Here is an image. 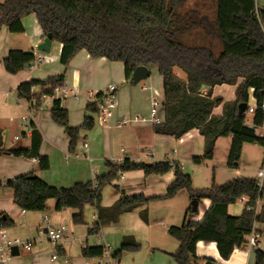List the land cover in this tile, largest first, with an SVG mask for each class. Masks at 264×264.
I'll return each mask as SVG.
<instances>
[{
  "label": "trees",
  "instance_id": "obj_1",
  "mask_svg": "<svg viewBox=\"0 0 264 264\" xmlns=\"http://www.w3.org/2000/svg\"><path fill=\"white\" fill-rule=\"evenodd\" d=\"M0 0V28L12 34L24 33L23 19L35 15L44 39L51 35L53 42L62 45L60 63L64 70L82 51L93 59L104 58L122 63L126 81L133 84L136 68L156 67L163 78L165 120L154 124L156 135L182 139L197 130L204 138V153L194 157L193 163L201 165L211 161L219 139L231 138L232 145L227 165L239 167L245 145L264 148V137L257 131L264 124V10H257L256 0H212L216 6L215 18L210 17L209 0ZM219 47V52L216 49ZM36 56L23 51H11L1 63L5 71L16 75L34 63ZM176 71L184 74L181 78ZM65 76L50 77L45 81L30 80L17 88L18 97L36 104V113L43 105L44 96L53 95L65 85ZM235 87V100L225 101L215 97L217 86ZM206 86V90L202 87ZM40 88L37 92L36 89ZM251 97L256 101L254 113L248 116ZM246 104V111L239 113V106ZM222 107V114H214ZM89 114L98 112V105L88 103ZM51 117L55 124L65 128L70 140V151L76 149L81 130L95 127L93 117H86L81 127L69 125V113L54 101ZM31 147L4 148L0 129V157L36 159L41 171L51 167L47 156L41 155L43 137L33 121L30 124ZM108 173L95 181L77 183L71 188H55L35 173L21 175L4 185L13 190L14 204L27 213H43L49 200H54L55 211L74 209L75 225H86L84 209H96L97 219L88 229V236L98 235L102 228L117 224L125 214L146 207L156 200H169L180 191L188 192L191 202L209 200L211 206L200 221L194 218L182 227L171 226L170 237L179 243L172 257L176 264H196L197 245L214 243L220 257L227 261L235 250L246 249V237L256 224L264 225V187L257 179L237 178L224 185H213L196 190L193 180L181 164L168 160L155 163H138L126 158L122 164L106 161ZM143 171L146 177L163 176L170 172L174 181L164 196L147 198L142 194L125 195L111 207H103V190L121 174ZM0 182V186H1ZM116 192L122 193L118 186ZM242 197L248 198L239 216L227 210ZM261 205L255 212L256 202ZM192 214L191 206L187 218ZM141 219L148 224V211L141 212ZM14 221L5 213L0 214V229H10ZM141 245L132 236L122 240L113 258L120 262L125 253H138ZM101 246H86L82 256L99 259L106 254ZM58 254L64 257L62 248ZM256 264H264V251L255 250ZM209 261H211L209 259Z\"/></svg>",
  "mask_w": 264,
  "mask_h": 264
},
{
  "label": "crops",
  "instance_id": "obj_2",
  "mask_svg": "<svg viewBox=\"0 0 264 264\" xmlns=\"http://www.w3.org/2000/svg\"><path fill=\"white\" fill-rule=\"evenodd\" d=\"M190 4H192L190 2ZM257 10H264L259 8ZM24 33L12 34L6 27L0 30V129L3 133L5 149L21 147L29 149L31 147V121L43 137L41 155L47 156L51 167L48 171H41L36 159L18 158L11 155L0 157V214H7L15 225L6 229V233L13 238L35 243L34 249L29 252L20 251V255L27 257L24 260L12 261L13 264H98L97 259H86L82 256V249L86 246H101L106 249L110 258L113 253L120 249L122 240L126 236H132L141 245L138 253H125L119 264H176L172 254L176 252L179 243L170 242L167 238L168 229L171 226L182 227L187 221V212L191 206V198L187 191H180L174 198L169 200H156L150 202L146 207L125 214L121 219L133 221L138 235L117 234L115 237L111 233L115 232L116 225L111 224L102 228L95 239L90 243L88 229L95 223L96 209L86 206L84 214L89 218L86 227L75 225L72 217L76 213L74 209H65L61 212L55 211V201L49 200L47 209L43 213L23 212L14 204L13 190L4 184L7 181L28 174L35 173L48 185L55 188H71L77 183L93 182L97 177L108 173L106 161L119 163L126 158L138 163H155L168 160L181 164L183 171L190 175L193 180V187L196 190L208 189L213 183L224 185L237 178L257 179V173L264 167V148L257 145H245L242 158L237 169L228 167V155L232 145L231 138L219 139L215 149L213 160L201 165L193 163L194 157H200L204 153V138L197 130L191 131L180 140L171 137L156 135L153 132V122L135 121V119H148L150 117L151 104L153 100H158L160 108L158 118L160 123L165 120L163 104L165 101L163 78L159 75L155 82H149L144 87L138 89L139 84H131L126 81L124 65L123 73L119 78H115L114 69L116 64L104 58L93 59L86 51L80 52L70 63L65 74V85L72 90L81 92L78 98L70 96L63 103V107L69 113V125L71 127H81L86 117L94 115L87 113L86 105L89 103L87 92H101L110 85L118 87V106L114 112L110 127H102L95 124L91 131L81 130L75 151H70V140L65 128L53 122L51 117L52 106L43 107L31 120V105L20 100L17 93L18 86L30 80L45 81L50 77L59 76L64 72V67L60 63L62 45L52 43L51 52L47 56L51 60L44 62L42 68L36 69V65L27 68L16 75L7 73L1 61L8 56L11 51H23L38 55V46L44 40L43 31L35 15L23 19ZM151 70V76H152ZM149 79V78H148ZM147 79V80H148ZM116 80V81H115ZM122 87H120V86ZM37 92L40 88L36 89ZM214 96L222 97L225 101L235 100V87L223 85L217 86L213 90ZM17 101V103H16ZM255 99L251 97V105H255ZM23 110V116L19 123L22 129L20 134L13 136L9 142V126L14 122L15 112ZM49 109V110H48ZM214 114H222V107L215 109ZM5 115L9 117L8 125L1 124ZM28 118L25 122L23 119ZM123 121H129L125 126H119ZM259 130H264V124ZM264 137L263 132L259 133ZM86 145V146H85ZM172 172L163 176L146 177L143 171H133L121 174L119 178L103 190V207H111L118 201L122 194L137 195L142 194L147 198L164 196L168 186L174 181ZM118 186L122 193L116 192ZM264 187V178H263ZM246 201L238 200L228 207L227 212L233 216H239L245 206ZM211 206L209 200L199 202L198 215L194 218L200 221ZM153 208L164 211V217L154 224L149 223L146 228L142 226L139 213ZM92 214V216H91ZM65 226L67 237L56 244V248H62L64 257L59 256L58 261H53L51 254L46 262L43 261L42 250L49 240L43 238L39 231L49 227ZM161 227V232L157 230ZM255 230L260 234L257 249L264 251L261 246L264 225L256 224ZM37 233V234H36ZM165 233V234H162ZM76 235L77 237H75ZM74 237V238H71ZM114 246V247H113ZM40 247V248H39ZM38 248V249H37ZM35 250V251H34ZM106 252V253H107ZM108 256V255H107ZM197 256L199 260L196 264H256L255 250L238 249L235 250L229 260H223L214 243L200 242L197 245ZM18 257V256H16ZM209 259L211 261H209ZM112 260H108L110 264Z\"/></svg>",
  "mask_w": 264,
  "mask_h": 264
},
{
  "label": "built area",
  "instance_id": "obj_3",
  "mask_svg": "<svg viewBox=\"0 0 264 264\" xmlns=\"http://www.w3.org/2000/svg\"><path fill=\"white\" fill-rule=\"evenodd\" d=\"M36 56V60L34 61V64L42 65L47 60H51L47 54L39 53ZM87 98L89 99V103H94L98 105V112L94 114V120L95 124H98L102 127H110L111 119L114 114V112L117 109L118 106V87L115 85H110L106 89H104L101 92H87ZM81 95V92L77 90H72L66 85L63 87H59L56 89L55 93L50 96H44L43 98V105L42 108L48 105H53L54 101L59 100L61 103V106H63V103L70 98V96H73L75 98H78ZM256 104V102H255ZM36 104H31V120L34 118L36 114L35 110ZM160 103L158 100H153L151 104V111H150V117L148 119H135V121H142V122H153L154 124H159L160 119L158 118V112L160 108ZM264 108V105H263ZM255 110V105H251V108L248 111V116L252 115ZM25 122L28 121V118L23 119ZM129 123V121H123L119 124V126H125ZM86 146V145H85ZM124 160H121L120 164H122ZM263 178H264V167L259 170L257 173V180L258 185L260 188L263 187ZM242 201L248 202V198L242 197ZM261 205V201L258 200L256 202L255 212H258V209ZM39 234L45 238L46 240H49L53 244H57L67 237V228L63 225L59 227H49L46 230L43 228L40 229ZM259 238L260 234L253 229L251 234H249L246 237V247L250 250H256L259 244ZM35 247V243L32 240L25 241L18 238H8L6 230L0 229V264H13L12 261L15 256H13V248H17L19 252L21 250L29 251L31 252ZM107 256V253L102 257L97 259L98 264H107L104 261V257ZM53 261H58L59 256L55 254L52 257ZM87 264H90L89 262ZM110 264H119L117 260L112 258V261Z\"/></svg>",
  "mask_w": 264,
  "mask_h": 264
},
{
  "label": "rangeland",
  "instance_id": "obj_4",
  "mask_svg": "<svg viewBox=\"0 0 264 264\" xmlns=\"http://www.w3.org/2000/svg\"><path fill=\"white\" fill-rule=\"evenodd\" d=\"M193 1L194 0H191L190 2L191 3H193ZM256 3H257V6L259 7V8H264V0H256ZM208 5L211 7V10H210V12H209V14H210V17L212 18V19H214L215 18V10H216V6H215V4L212 2V0H209L208 1ZM220 50H219V47H218V49H216V52L218 53ZM45 63H43V65H44ZM116 64V68L114 69V75H115V78H119L120 76H121V74L123 73V69H122V65L121 64H119V63H115ZM43 65H36V69H38V68H42V66ZM150 70H152V76H150L149 77V79L148 80H144V81H142L140 84H139V86L137 87L138 89H140V88H142V87H144L146 84H148L149 82H155V80H156V78H158L159 77V73H158V69L156 68V67H152ZM176 73L181 77V78H184V74L182 73V72H180V71H176ZM116 81V80H115ZM120 86V85H119ZM120 87H122V86H120ZM16 103H17V101H16ZM0 106H1V98H0ZM20 106H21V110L20 111H18V112H15V116H14V122L12 123V125L11 126H9V142H11V140L13 139V136L14 135H16V134H20V132L22 131V129L21 128H19V123L21 122V120H22V118H23V116H25V115H27V113H25V115H23L22 113H23V110H22V105L20 104ZM49 110V109H48ZM23 115V116H22ZM9 117H7L6 115H5V117H4V120H1V124H3V125H8V123H9ZM263 132V134H264V130H259V132H258V134L260 133V132ZM84 216H85V224L87 225V224H89V218L84 214ZM91 216H92V214H91ZM149 220H150V223L151 224H154V223H156V222H159V220L161 219V218H163L164 217V211L163 210H160L159 208H153L152 210H150V212H149ZM140 222H142L141 224H142V226H144L145 228H146V223H144L143 221H142V219H141V213H139V219H138ZM73 223V222H72ZM74 224V223H73ZM86 225H80V226H83V227H86ZM89 225H91V224H89ZM116 225V227H114L115 229V232L114 233H111V235L113 236V237H115V235L117 234V236L119 237V235L122 233V234H125V233H129V234H131V235H138V232H137V230H136V228H135V226H134V222L133 221H127V220H125V219H120V221L117 223V224H115ZM157 230L159 231V232H161V227H158L157 228ZM37 234V233H36ZM162 234H165V233H162ZM7 236H8V238H13V237H11L10 235H8L7 234ZM75 237H77L76 235H74ZM71 238H74V237H71ZM97 238V236L96 235H94V236H91V237H89V240H90V243H92V242H94V241H96L95 239ZM167 238H169V240H171L170 242H173L174 244H175V239H173L172 237H168V235H167ZM261 243H262V245L261 246H264V229H263V235H262V239H261ZM114 247V246H113ZM40 248V247H39ZM38 249V248H37ZM35 251V250H34ZM42 253H43V261H45L46 262V259L47 258H49L50 256H51V254H56V253H58V247L56 248V244H53L52 242H50V243H47V244H45V246H44V248H43V250H42ZM107 255L108 256H105L104 257V261L105 262H107L109 259L110 260H112V258H110V256H109V254H108V252H107ZM19 260H24V262L26 261L27 262V257L26 256H24V255H20V256H18V257H16V258H14L13 259V261H19ZM129 264H131V263H133L132 262V260H130L129 262H128ZM121 264H123V261H122V263Z\"/></svg>",
  "mask_w": 264,
  "mask_h": 264
},
{
  "label": "water",
  "instance_id": "obj_5",
  "mask_svg": "<svg viewBox=\"0 0 264 264\" xmlns=\"http://www.w3.org/2000/svg\"><path fill=\"white\" fill-rule=\"evenodd\" d=\"M1 30V28H0ZM53 43V39L51 35H48L43 42L38 46V51L40 53L44 54H49L51 52V46ZM34 66V63L28 64L26 66L27 68H31ZM67 70L65 69L64 72L61 74L62 77L65 76ZM151 76V70L148 67L141 66L135 69V71L132 74V82L133 84L137 85L141 83L144 80H147ZM206 86L202 87V90H206ZM246 104H242L239 106V113L243 114L246 111ZM198 206L199 202L197 200H194L191 202V209H192V214H189L186 224L188 225L190 221L192 220V217L194 216L193 213L198 211ZM20 252L17 248H13V256H19ZM206 264H211V263H206Z\"/></svg>",
  "mask_w": 264,
  "mask_h": 264
}]
</instances>
